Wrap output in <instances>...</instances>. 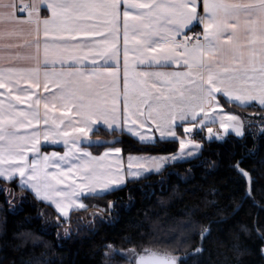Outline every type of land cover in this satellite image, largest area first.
Here are the masks:
<instances>
[{
  "label": "snow or ice",
  "instance_id": "obj_1",
  "mask_svg": "<svg viewBox=\"0 0 264 264\" xmlns=\"http://www.w3.org/2000/svg\"><path fill=\"white\" fill-rule=\"evenodd\" d=\"M229 104L257 112L246 125L225 110ZM101 127L178 149L143 160L129 155L126 173L124 148L116 146L123 141L92 139ZM252 127L264 140V0H0V180L21 192L0 187L11 207L31 198L54 206L59 221L85 208L82 197L118 190L127 174L188 163L191 179L204 142L226 144L232 133L255 140ZM58 144L62 153L43 150ZM93 147L105 150L93 155ZM241 147L244 154L233 151L225 166L232 175L221 180L225 187L242 181L241 200L255 203L257 186L264 192V158L259 167H245V156H256L259 146ZM202 191L173 225L172 239L180 236L182 244L188 233L199 235L191 255L205 251L214 218L226 219L231 207L220 206L215 184ZM20 235L23 244L34 234ZM253 235L264 257L259 219L241 224L225 247L242 256ZM163 242L153 234L126 250L106 244L104 264L117 257L127 264H184L187 257L175 249L157 247Z\"/></svg>",
  "mask_w": 264,
  "mask_h": 264
},
{
  "label": "trees",
  "instance_id": "obj_2",
  "mask_svg": "<svg viewBox=\"0 0 264 264\" xmlns=\"http://www.w3.org/2000/svg\"><path fill=\"white\" fill-rule=\"evenodd\" d=\"M225 109L239 113L247 120L252 118L253 112H257L256 109L231 104L226 105ZM247 131L255 133L256 139L252 135L243 139L231 134L226 144L218 140L204 142L203 154L198 161H194L196 167L191 173L194 178L189 179L187 171L193 168L192 164L166 166L161 173L130 180L126 186L111 194L86 197V208L73 212L69 219L57 221V212L52 207L34 203L31 198L22 203L14 201L15 207H11L5 202V194L0 193V264H104L106 244L126 250L140 243L142 237H151L153 234L165 241L157 245L159 249H175V255L186 256L184 264H264V257L258 251L260 241L255 235L245 241L250 251L242 256L225 247L231 245L232 233L238 231L241 224L251 225L257 219L264 223V192L260 186H257L254 203L253 200H241L242 191L237 189L242 187V181L239 185L229 183L225 187L221 180L226 174L232 175L226 173L225 166L233 151L244 154L245 149L241 145H247L249 149L254 144L259 146L256 156H245V167H259V160L264 158V140L259 139V128L252 127ZM92 137L94 140H122L123 143L116 146L124 148L126 157L165 156L178 149V144H141L127 135L105 130L94 133ZM103 149L92 148L94 152ZM213 160L219 165L216 169L209 167ZM212 184L220 189V206L231 207L227 210L226 219L223 216L214 218L211 237L204 243L205 251L191 255L200 247L199 235L188 233L182 244L180 236L172 239L175 235L173 225L185 219L183 213L200 201L202 187ZM0 187L14 190L17 197L21 195L19 188L2 180ZM110 203L114 204L111 209L108 208ZM236 204L242 206L234 212L232 209ZM41 210L46 213L43 219L38 216ZM66 228L68 234H65ZM27 232L34 235L21 244L20 234ZM129 239L133 241L132 244L127 242ZM218 241H222L223 245ZM124 262L117 257L113 264Z\"/></svg>",
  "mask_w": 264,
  "mask_h": 264
},
{
  "label": "crops",
  "instance_id": "obj_3",
  "mask_svg": "<svg viewBox=\"0 0 264 264\" xmlns=\"http://www.w3.org/2000/svg\"><path fill=\"white\" fill-rule=\"evenodd\" d=\"M121 66H122V57H121ZM225 110H226V109H225ZM226 111H227V110H226ZM234 113H235V112H234ZM235 114L240 115L239 113H235ZM240 116L243 117L242 115H240ZM243 118H244V117H243ZM244 119H245V123H246V125H247V122H246L247 119H246V118H244ZM101 130H105V131H108L109 133H111V130L106 129L105 127H101L98 131H94V133L99 132V131H101ZM214 130H215V129H214ZM94 133H93V134H94ZM118 133H119V132H118ZM93 134H92V135H93ZM232 134L235 135L234 133H232ZM92 138H93V137H92ZM213 140H215V138H214ZM43 150L46 151V152H49V153L52 152V151H58V152H61V153H62V152L64 151V148H63L62 145L58 144V145H49V146L45 147ZM104 150H105V149H103V150L100 151V152H94V151L91 149V151L93 152V155H100V154L103 153ZM121 155H122V157H123V162H124V166H125V172L127 173L128 156H127V157L124 156L123 152H122ZM131 156H133V157H138V158H141V160H143L144 158H147V157H160V156H163V155H131ZM148 166H149V165H146V167H148ZM150 174H155V172L153 171V172L149 173V172H147V171H143V172L141 173V175H140L139 177H136V178L132 177L130 174H127V175H126L125 183L122 184V185H120L118 189H121V188H123L124 186H126V184L128 183V181H130V180H139V179L144 178V177H146V176H148V175H150ZM91 196H95V195H93V194H88V195H86L85 197H82V198H81V199H82V202H83L84 205H85L84 199H85L86 197H91ZM51 207L55 210L54 206H51ZM85 208H86V205H85ZM85 208H84V209H85ZM79 210H83V209H79V208H77V209H72V210H70V212H69V216L66 217V218H63V219H69L73 212H75V211H79ZM55 211H56V210H55Z\"/></svg>",
  "mask_w": 264,
  "mask_h": 264
},
{
  "label": "rangeland",
  "instance_id": "obj_4",
  "mask_svg": "<svg viewBox=\"0 0 264 264\" xmlns=\"http://www.w3.org/2000/svg\"><path fill=\"white\" fill-rule=\"evenodd\" d=\"M204 145V144H203ZM121 264H127V262L125 261L124 263H121Z\"/></svg>",
  "mask_w": 264,
  "mask_h": 264
}]
</instances>
